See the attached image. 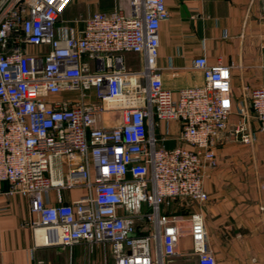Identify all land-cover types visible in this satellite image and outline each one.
Masks as SVG:
<instances>
[{"label":"built area","instance_id":"built-area-1","mask_svg":"<svg viewBox=\"0 0 264 264\" xmlns=\"http://www.w3.org/2000/svg\"><path fill=\"white\" fill-rule=\"evenodd\" d=\"M73 1L0 0V182L27 198L44 246L109 244L113 264H164L186 233L194 264H216L202 214L171 207L207 201L224 135L250 144L252 120L264 134V87L234 109L231 67L201 56L192 69L203 84L174 93L156 66L165 0H126L127 11L68 22ZM124 54L141 56V68L128 70ZM261 60L264 69V49ZM171 122L175 136L162 127ZM76 188L86 195L50 204V192Z\"/></svg>","mask_w":264,"mask_h":264},{"label":"crops","instance_id":"crops-1","mask_svg":"<svg viewBox=\"0 0 264 264\" xmlns=\"http://www.w3.org/2000/svg\"><path fill=\"white\" fill-rule=\"evenodd\" d=\"M78 2L85 5V15L111 11L116 6L127 11L126 0L123 5L112 0L109 8L103 0ZM165 6L169 20L160 26L156 61L165 88L176 93L201 86L202 74L192 69L193 60L201 56L209 64L220 62L231 67L234 109L248 102L249 89L264 87V0H165ZM126 56L135 61L125 64L128 70L141 68V56L124 54V61ZM162 127L176 135L179 123ZM251 132L250 144L234 142L228 134L217 143L219 167L208 172L203 184L208 199L193 211L204 218L207 244L216 264H264V134L254 120ZM166 144L174 147L177 143ZM55 165L63 174L70 168L59 160ZM10 189L8 183L0 182V264H112L109 244L44 246L42 229L33 233L30 227L27 198L9 195ZM85 195L83 188L50 192L49 201L51 205L70 204ZM182 204H173L171 211ZM190 248L185 233L175 256L164 264H194L195 259L188 255Z\"/></svg>","mask_w":264,"mask_h":264},{"label":"rangeland","instance_id":"rangeland-1","mask_svg":"<svg viewBox=\"0 0 264 264\" xmlns=\"http://www.w3.org/2000/svg\"><path fill=\"white\" fill-rule=\"evenodd\" d=\"M79 0H74L73 3L70 5V7L65 11L64 13V20L65 21H73L75 18H77L80 14H83L85 15V5L83 4V2H78ZM103 2H105V6H107L108 8L112 5V0H103ZM122 3V4H121ZM124 3V0H118V4L119 5H123ZM131 55H134V54H131ZM126 65L130 64L129 62H135V61H130L129 57L126 56V60L124 61ZM137 62V61H136ZM125 65V66H126ZM63 99H78L79 98V93H76V92H65L63 93L62 95ZM85 101L86 103H89V102H95V95L92 91H88V92H85ZM175 136V135H173ZM219 167V165H218ZM204 205V204H202ZM201 205H198V204H194V203H191V202H183L182 205H180V207H178L176 209H173V211H177L176 213L179 214L180 216H189V214H191L193 211H195L196 209H199ZM183 209V210H182ZM191 249V248H190ZM101 255V263H103V255L104 253H100ZM112 257V254H110ZM112 260V264H113V257L111 258Z\"/></svg>","mask_w":264,"mask_h":264}]
</instances>
